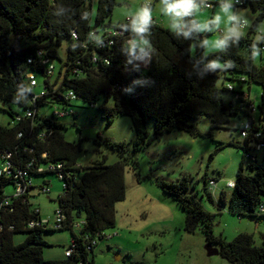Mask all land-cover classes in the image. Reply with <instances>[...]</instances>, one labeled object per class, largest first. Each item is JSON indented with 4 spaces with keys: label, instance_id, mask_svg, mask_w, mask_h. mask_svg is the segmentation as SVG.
Segmentation results:
<instances>
[{
    "label": "trees",
    "instance_id": "trees-1",
    "mask_svg": "<svg viewBox=\"0 0 264 264\" xmlns=\"http://www.w3.org/2000/svg\"><path fill=\"white\" fill-rule=\"evenodd\" d=\"M197 2L201 3L195 0ZM223 2L220 0L221 4ZM212 3L214 10L215 3ZM115 4L116 0H98L96 21L92 25L91 0H0V106L5 110L7 104L13 103L21 110H11V126L0 124V165L3 155L10 152L13 173L26 170L25 179L32 182L25 193L15 196V192L8 194L6 187L13 184L16 191L17 179L13 174L0 175V201L9 199V204L0 208V264H95L94 241L104 238L105 230L116 224V204L126 197L128 142L99 137L97 143L105 141L122 159L108 163L107 155L101 153L89 165L80 164L82 139L68 141L66 126L61 121L75 117L77 100L97 106L96 102L102 97L105 101L113 97L112 106L100 107L102 115L108 123L119 115L131 118L134 152L174 130L193 136L202 134L194 123L200 116L209 117L213 127H223L230 117L244 115L252 122L253 132H264V58L259 66L253 58L255 50L264 51V41L255 39L257 23L264 20V0H231L234 8L252 9L256 18L247 35L239 39L222 36L224 47L215 52L206 50V36L215 26L212 18L205 31L194 30L188 36L159 22H151L144 38L149 42L146 47L152 51V59L145 71L133 61L130 44L126 42L131 36L137 39L131 29L134 17L113 24L111 15ZM183 23L199 26L195 9L183 18ZM110 29H122L124 34L114 36L113 45L100 47L99 41ZM243 48L247 54L243 53ZM45 59L56 66L51 76L47 73ZM125 61L129 68L124 65ZM215 61H220L223 67L209 69L207 66ZM29 72L37 76L46 91L35 104L31 100L38 90L29 86ZM234 82L259 84L258 105L251 99L250 92L241 86L237 88ZM70 91L75 93V99L67 97ZM224 91L232 93L234 98L226 102ZM18 96H23V100H16ZM28 108L34 110L33 116L25 114ZM57 108H71L74 112L57 117L54 114ZM18 115L20 120H17ZM150 119L154 122L152 132L148 128ZM251 141L246 138L243 144L231 143L242 147L247 155ZM261 157V160L259 157L250 159V174L245 173L241 164L230 194L225 188L221 190L220 203L240 218L264 216L261 208L264 205V151ZM59 163L65 186L57 201L66 220L60 228L31 226L32 221L40 218L30 200L35 187L33 176L55 174L59 177L58 169L52 167ZM202 180L203 195L214 203L209 183L218 179L208 177L205 171ZM157 182L185 211L187 231L195 232L203 226L207 244L217 246L219 254L233 264H264V237L257 243L253 234L240 232L233 240H227L215 233L214 214L188 193L190 185L186 178L177 182L158 179ZM44 186L49 187L50 181H45L40 188ZM218 206L221 212V205ZM77 217L84 221L79 232L74 226L80 221ZM65 229L71 230L72 242L68 246L73 249L71 254L45 259L43 247L47 242L43 232ZM19 232H25L26 237L16 243L14 235Z\"/></svg>",
    "mask_w": 264,
    "mask_h": 264
},
{
    "label": "rangeland",
    "instance_id": "rangeland-1",
    "mask_svg": "<svg viewBox=\"0 0 264 264\" xmlns=\"http://www.w3.org/2000/svg\"><path fill=\"white\" fill-rule=\"evenodd\" d=\"M146 0H116L111 19L116 24L125 21L145 7ZM215 9L206 8L197 2L195 17L199 26L208 25L212 18L215 26L206 36L207 52H215L224 47L221 37L228 35L231 26L221 11L220 0H211ZM98 0H91L90 21L95 24ZM161 0L156 1V7L151 10V17L161 24L172 28L174 21L162 11ZM231 12L248 22L242 27L243 35H247L253 27L256 12L245 7H231ZM220 16L217 22L216 17ZM206 27H201L205 31ZM173 29V28H172ZM101 30V28H100ZM102 31V30H101ZM256 41H264V20L256 26ZM260 37V39H257ZM219 44V47L216 45ZM259 48V47H258ZM62 51L65 48L62 47ZM243 53L247 51L243 48ZM254 63H263L264 51L255 50ZM263 57V58H262ZM222 65L220 61H215ZM59 63V62H58ZM141 71L145 68L140 66ZM247 92L256 105L261 99V86L257 83L234 82ZM226 102L234 98L230 92H222ZM97 106L79 99L75 102V117L69 116L61 119L64 122L65 137L68 141L82 139L83 150L79 157L82 165H89L101 153L107 155V162L114 163L122 159L119 152L110 147L105 141L97 143L99 137H108L115 141H127L128 149L125 153L126 197L116 204V224L105 230L106 237L99 239L94 248L95 264H233L221 254L208 255L206 250V234L203 226L195 232L185 229L186 214L183 208L170 195L166 194L158 185V179L166 181H180L187 179L192 194L206 209L214 214L215 233L222 234L227 240H233L240 232L253 234L257 243L264 237V216L252 217L245 215L239 217L230 213L227 206L220 203V193L225 188L229 194L232 189L227 188L229 180L235 181L237 171L243 164L245 173L250 174V158L242 147L231 142L243 144L241 123L245 116H232L223 127H213L212 120L207 116H200L194 121L202 134L193 136L183 130H174L164 133L159 139L143 149L134 152L132 141L135 132L129 116L119 115L111 123L103 117L100 107L112 106L113 97L106 101L102 97ZM11 110L21 111L17 104L9 103L5 110L0 106V124L12 125ZM49 110V109H48ZM51 112V111H49ZM256 115V113H254ZM154 122L148 121L149 131H153ZM253 146V143L250 142ZM259 153L261 160L262 152ZM246 155V156H245ZM207 171L210 178H217L214 203L203 195L202 175ZM50 181V192L41 191L40 186ZM35 187L31 190L30 200L41 211L45 221L51 220L53 225L55 210L58 207V197L63 193L64 183L55 174L33 176ZM8 194L15 192L13 184L6 187ZM221 205V212L219 206ZM83 217V215H82ZM81 220V217H77ZM79 232V228H76ZM25 232L14 235L16 243L22 242ZM47 245L43 247V255L47 260L59 259L65 256V251L72 242L70 229L47 230L43 232ZM217 248V246H214Z\"/></svg>",
    "mask_w": 264,
    "mask_h": 264
},
{
    "label": "built area",
    "instance_id": "built-area-1",
    "mask_svg": "<svg viewBox=\"0 0 264 264\" xmlns=\"http://www.w3.org/2000/svg\"><path fill=\"white\" fill-rule=\"evenodd\" d=\"M203 7L206 8H213L214 4L212 3L211 0H200ZM153 1L152 0H146L143 5L147 6L149 8H151L153 6ZM127 21L131 20V17L126 19ZM243 21L244 19L241 20V26L242 27H246L243 25ZM151 22H159L157 19L152 18L150 20ZM160 23V22H159ZM120 34H124V31L122 29H110L108 30L107 34L104 35V37L102 38V40L99 41V46L100 47H106V46H111L115 43V39L114 36L120 35ZM135 39V37L131 36L128 37L126 42L128 44H130V42ZM145 51H147L148 55L146 57H144L143 59H136L134 56L133 61L135 62V64L137 65V67L139 68L140 66L144 67L145 69L149 66L150 61L152 59V51L145 47ZM137 54H138V50H137ZM31 61V59L29 60ZM105 62L109 63L108 58L104 59ZM45 63L48 64V70L47 73L48 75H53L55 70H56V66L54 63L50 62L49 59H45L44 60ZM124 65L126 66V68H129V63L127 61L124 62ZM27 80H28V84L31 87H35L37 88V92L32 96V103H36V101L39 98H42L45 94L46 91L44 88H42V86L40 85V82L37 78V76L33 73V72H29L27 74ZM232 88V86H231ZM67 97L70 99H75L76 95L73 91L68 92ZM23 96H18L16 97V100H23ZM253 110L255 111L256 108L254 107ZM73 109L71 108H66V109H62V108H57L54 110V114L57 117H66L69 116L71 114H73ZM25 114L27 116H33L34 115V110L31 108H28L25 112ZM21 116L18 115L17 116V120H20ZM241 135L244 139L246 138H251V142L253 143V146L250 143V150L247 153V156L251 159V160H255L256 158L259 157V153L258 152H263L264 151V132L263 130H258L253 132L252 131V122L248 119H245L242 121L241 123ZM54 169H58L59 173V178L62 179L64 177V173L61 171L62 168V164L59 163L56 166H52ZM13 163L11 161V153H5L3 155V161L2 164L0 165V175L3 174H13L14 177L17 179L16 181V191H15V196H19L23 193H25V191L32 186V182L30 179L26 178L27 175V171L26 170H18L16 172L13 173ZM216 185H217V181L215 180H211L209 183V190L214 194L215 190H216ZM65 186V184H64ZM235 186V181L233 180H229L226 184L227 188H233ZM64 188V187H63ZM41 191L49 193L50 192V187L44 186ZM9 204V199L5 198L3 200L0 201V208L4 205H8ZM262 210L264 211V205H262ZM37 212L40 213V218L38 220H34L31 222V226H35V225H42L45 227H50V228H60L63 224L64 221L66 220V215L64 214V212L62 211V209L60 207H57V209L55 210V218H54V222L53 225L51 224V220L50 219H46L45 221L42 219L41 217V211L40 209L37 207ZM83 220L77 221L74 226L76 228L81 227V225L83 224ZM106 237V234L104 236V238ZM98 243V241H94V245L96 246V244ZM72 248H67L65 251V255L69 256L72 252Z\"/></svg>",
    "mask_w": 264,
    "mask_h": 264
},
{
    "label": "clouds",
    "instance_id": "clouds-1",
    "mask_svg": "<svg viewBox=\"0 0 264 264\" xmlns=\"http://www.w3.org/2000/svg\"><path fill=\"white\" fill-rule=\"evenodd\" d=\"M161 4L163 5L162 11L165 15L169 16L174 23L172 24V28L176 32H183L185 36H188L190 32L194 30H200L201 27L204 26H188L183 23V18L192 14L194 8H196L195 0H161ZM231 0H224L221 5V11L227 18V22L231 25L227 32L230 38L239 39L242 35L241 28V17L235 15L231 12ZM151 9L147 6L142 7L132 19L131 29L137 39H133L130 42L129 52L136 59H143L148 55L147 51H145V47L148 46L149 42L144 38V35L148 32L150 20H151ZM220 20V16L217 15L216 21ZM248 22L246 20L243 21V25L247 26ZM260 39V37H257ZM219 47V44L216 45ZM138 50V54H137ZM256 53L254 52V56ZM211 70H215L218 68H222L223 66L213 62L207 66Z\"/></svg>",
    "mask_w": 264,
    "mask_h": 264
},
{
    "label": "water",
    "instance_id": "water-1",
    "mask_svg": "<svg viewBox=\"0 0 264 264\" xmlns=\"http://www.w3.org/2000/svg\"><path fill=\"white\" fill-rule=\"evenodd\" d=\"M206 250L208 255H214V254H219V249L212 246L211 244H206Z\"/></svg>",
    "mask_w": 264,
    "mask_h": 264
},
{
    "label": "crops",
    "instance_id": "crops-1",
    "mask_svg": "<svg viewBox=\"0 0 264 264\" xmlns=\"http://www.w3.org/2000/svg\"><path fill=\"white\" fill-rule=\"evenodd\" d=\"M154 3H153V6L150 8L151 10L153 9V8H155L156 7V1L157 0H152Z\"/></svg>",
    "mask_w": 264,
    "mask_h": 264
}]
</instances>
